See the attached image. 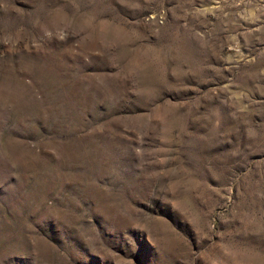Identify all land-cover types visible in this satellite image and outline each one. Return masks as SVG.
<instances>
[{
    "label": "rangeland",
    "instance_id": "1",
    "mask_svg": "<svg viewBox=\"0 0 264 264\" xmlns=\"http://www.w3.org/2000/svg\"><path fill=\"white\" fill-rule=\"evenodd\" d=\"M0 264H264V0H0Z\"/></svg>",
    "mask_w": 264,
    "mask_h": 264
}]
</instances>
